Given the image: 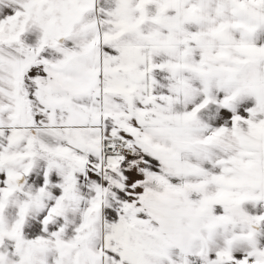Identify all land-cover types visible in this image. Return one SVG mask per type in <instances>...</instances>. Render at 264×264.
Here are the masks:
<instances>
[{"label": "snow or ice", "instance_id": "6c2138e0", "mask_svg": "<svg viewBox=\"0 0 264 264\" xmlns=\"http://www.w3.org/2000/svg\"><path fill=\"white\" fill-rule=\"evenodd\" d=\"M0 264H264V0H0Z\"/></svg>", "mask_w": 264, "mask_h": 264}]
</instances>
